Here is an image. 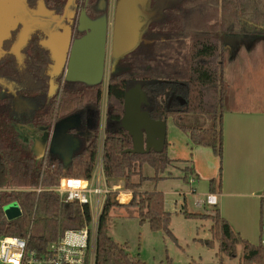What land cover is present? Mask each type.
Listing matches in <instances>:
<instances>
[{
    "label": "trees",
    "instance_id": "16d2710c",
    "mask_svg": "<svg viewBox=\"0 0 264 264\" xmlns=\"http://www.w3.org/2000/svg\"><path fill=\"white\" fill-rule=\"evenodd\" d=\"M210 1L211 4L203 3L199 7H206L207 11L212 12V18L195 12L173 24V32L180 35L183 41L190 40L189 45H186L188 51L180 61L166 65L165 73L157 66L147 70V59L159 66V49L155 45L152 52L147 54L139 47L133 52L132 69L126 74L112 77L110 81L103 170L108 183L123 180L124 188L132 191L133 199L128 204H121L117 201L118 192L111 191L107 194L99 220L96 264H147L134 257L127 244H121L111 237L109 219L115 207L133 209L141 223H148L152 230L163 231L168 236L175 237L170 229L171 213L165 208L164 193L143 189L145 181L160 180L167 168L176 162L169 157L167 140L161 152H125L133 146L132 136L121 126V119L125 114V94L131 82L143 83L147 79L179 75L187 85L184 95L186 105L168 107V92L159 86H152L149 89L151 117L163 120L172 118L179 129L190 135L194 145L209 147L220 159L223 157V117L225 112L236 109H230L226 104L229 85L223 79L226 62L220 52L219 33L224 31L240 35L250 44L251 41L254 43L260 39L264 46V0ZM210 19H215L214 23ZM97 95L94 100L87 90L70 88L64 91L54 101L51 111H48L50 125L53 126L56 120L66 118L86 106H94L97 101L98 111H101V90ZM6 103L5 114L0 117V236L25 237L29 248L44 252L64 231L83 228L90 223L88 205L79 201L63 202L57 192L49 189L57 186L65 177L86 180L92 178L97 163L100 123L92 137H85L81 148L68 165L64 164L60 156L53 154L37 159L31 149L18 145L17 131L11 123L9 100ZM145 166L154 170L153 176L144 174ZM186 170L190 169H185L187 173ZM188 176L186 174L184 179L187 180ZM39 185L45 190L39 193L23 190ZM209 186L210 192L214 193L220 188V182L213 178ZM5 188L15 190L7 191ZM11 202H17L22 211L14 219H8L3 209ZM184 214L187 217L213 221L211 230L214 238L219 241V256L236 257L237 246L242 243V264H264V248L260 242L254 244L244 239L232 228L219 208L213 209L212 213L185 211ZM168 264H172L171 261ZM220 264H223L222 260Z\"/></svg>",
    "mask_w": 264,
    "mask_h": 264
},
{
    "label": "flooded vegetation",
    "instance_id": "af4514ba",
    "mask_svg": "<svg viewBox=\"0 0 264 264\" xmlns=\"http://www.w3.org/2000/svg\"><path fill=\"white\" fill-rule=\"evenodd\" d=\"M118 1L25 0L23 3V0H0V117L5 114L6 102L9 100L11 123L17 131L18 145L31 149L34 154L37 139L43 138L48 130L52 131L54 125L62 120H56L51 126L47 115L54 101L59 99L64 91L70 88L87 90L96 100L100 90L103 97L106 84L108 97L112 77L126 74L132 69L133 52L139 47L149 54L156 45L159 49V66L147 59L146 68L150 70L157 66L165 73L166 65L180 61L188 51L186 45L190 43L189 39L183 41L180 35L173 32V24L195 12L207 18L213 17L206 7H199V4H211L210 0H148L146 16L140 18L145 24L141 29L139 46L116 62L112 56V48ZM220 15L219 8V19ZM214 20L210 19V22L214 23ZM24 23L29 25L30 32L24 33L28 28H25ZM79 25L84 29L83 32L78 31ZM91 25L99 35V43L103 29L106 32L105 75L101 83L87 86L82 82L68 81L67 71L74 41L86 35L88 29H92ZM35 27L39 29L32 30ZM219 36L224 62L227 57L225 53L229 52V49L239 51L246 44L250 45V42L240 35L221 31ZM89 42L95 51L96 41L93 44L92 41ZM136 84H141L147 95V103L142 105L143 110L150 109L149 89L152 86H159L168 92V107L186 105L184 95L187 85L177 74L147 79L143 83L131 82L127 91ZM97 102L94 106H86L74 113L80 117L78 131L85 135L81 136L82 141L86 136L92 137L100 123L101 111H98ZM48 154L50 153L47 151L45 156Z\"/></svg>",
    "mask_w": 264,
    "mask_h": 264
},
{
    "label": "rangeland",
    "instance_id": "374dc122",
    "mask_svg": "<svg viewBox=\"0 0 264 264\" xmlns=\"http://www.w3.org/2000/svg\"><path fill=\"white\" fill-rule=\"evenodd\" d=\"M251 43L239 51L229 49V52L225 53L227 57L224 81L229 85V98L226 104L230 109L264 110V46L260 39L255 40L256 46H253L252 41ZM107 99L105 84L102 97L104 108L107 107ZM170 120L173 121L172 118ZM145 167V173L153 175L152 168ZM167 169L165 173L169 174L170 170L171 177L158 182L156 190L162 189L164 193L165 208L171 213L170 229L175 237L168 236L163 231L152 230L148 223L140 222L133 209L126 207H115L112 210L109 219L111 237L121 244H127L130 253L147 264H168V261L172 264H220L221 260L223 264H242V243L237 246L236 257L226 255L221 257L218 255L219 241L214 238L211 230L213 221L185 216V211L208 213L213 212L214 208H196L191 184L182 179V176L181 179L175 178L178 175L176 168ZM154 184L150 181L145 184L144 189L152 190ZM197 189L200 197L203 192L206 193L205 189L200 191V184ZM3 209L8 219L17 218L22 213L17 202L8 203ZM263 224L264 214L259 208L256 224L247 223L239 227L235 221L234 226L241 231L242 237L256 244L260 242Z\"/></svg>",
    "mask_w": 264,
    "mask_h": 264
},
{
    "label": "crops",
    "instance_id": "0c3cea01",
    "mask_svg": "<svg viewBox=\"0 0 264 264\" xmlns=\"http://www.w3.org/2000/svg\"><path fill=\"white\" fill-rule=\"evenodd\" d=\"M223 120L224 153L220 159L211 148L194 145L190 135L179 129L169 118L167 120V151L169 157L176 161L169 167L178 170V175L175 176L177 179H181V176L184 179L186 174H189L187 180H184L191 184L196 208H219L232 228L241 234L240 230L235 229V221L239 227L247 223L256 224L259 208L264 214V200L262 199L264 193V110L255 108L230 110L225 112ZM145 168L146 176L154 175L153 169V175H147ZM186 168L190 169L186 170L187 173ZM171 174L169 170V174L164 172L163 178L153 181L155 184L152 190H156L158 182L170 178ZM213 178L220 182V188L214 192L218 194L219 202L217 205L201 204L205 196L211 193L209 182ZM150 181L152 180L144 182L143 189ZM109 184L120 187L117 190L119 203L128 204L132 201L133 193L124 188L123 180ZM199 184L200 191L205 189L207 193L203 192L201 197L197 191ZM263 226L264 224L262 229ZM243 238L246 239V237Z\"/></svg>",
    "mask_w": 264,
    "mask_h": 264
},
{
    "label": "water",
    "instance_id": "95a60500",
    "mask_svg": "<svg viewBox=\"0 0 264 264\" xmlns=\"http://www.w3.org/2000/svg\"><path fill=\"white\" fill-rule=\"evenodd\" d=\"M147 2L148 0L118 1L112 48V56L116 62L139 46L142 38L141 29L145 24L140 18L146 16ZM92 25V29H88L86 35L74 41L67 71L68 81L82 82L87 86L101 83L105 75L106 32L103 29L99 43V35ZM24 26L25 28L28 26L24 33L31 31L29 25L24 23ZM36 29L39 27L32 30ZM83 30L79 25L78 31ZM89 41H92L91 44L96 41L95 51L92 45L88 44ZM146 103L147 95L141 84H136L125 94V114L121 119V126L129 132L133 140V146L125 152L135 154H144L151 150L161 152L165 146L167 120L152 118L149 111L142 109V105ZM79 128L80 117L77 114L58 121L52 131L48 130L43 138L35 142L36 158H43L48 151L50 154L60 156L64 164L71 163L75 153L82 146L81 136L84 134L78 131Z\"/></svg>",
    "mask_w": 264,
    "mask_h": 264
},
{
    "label": "built area",
    "instance_id": "2783aa9c",
    "mask_svg": "<svg viewBox=\"0 0 264 264\" xmlns=\"http://www.w3.org/2000/svg\"><path fill=\"white\" fill-rule=\"evenodd\" d=\"M106 114L107 107L103 106L97 163L92 178L86 180L65 177L57 186L49 189L57 192L63 202L79 201L83 205H88L91 215L90 223L83 228L64 231L48 245L44 252L29 248L28 239L25 237L0 236V264H96L98 228L103 205L109 192H117L120 189L117 185L108 183L103 170ZM5 190L15 189L5 188ZM23 190L39 193L45 188L39 185ZM262 199L264 200V193ZM218 202V194L209 193L201 204L217 205ZM260 244L264 248V226Z\"/></svg>",
    "mask_w": 264,
    "mask_h": 264
}]
</instances>
